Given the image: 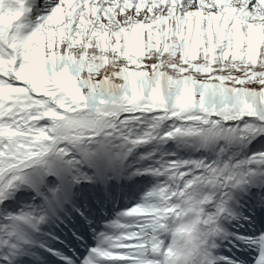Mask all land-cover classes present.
<instances>
[{
	"label": "snow or ice",
	"instance_id": "obj_1",
	"mask_svg": "<svg viewBox=\"0 0 264 264\" xmlns=\"http://www.w3.org/2000/svg\"><path fill=\"white\" fill-rule=\"evenodd\" d=\"M0 264H264V0H0Z\"/></svg>",
	"mask_w": 264,
	"mask_h": 264
},
{
	"label": "rangeland",
	"instance_id": "obj_2",
	"mask_svg": "<svg viewBox=\"0 0 264 264\" xmlns=\"http://www.w3.org/2000/svg\"><path fill=\"white\" fill-rule=\"evenodd\" d=\"M227 255V254H226Z\"/></svg>",
	"mask_w": 264,
	"mask_h": 264
}]
</instances>
